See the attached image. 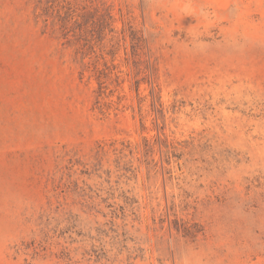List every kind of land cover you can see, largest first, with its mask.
Returning <instances> with one entry per match:
<instances>
[{
  "label": "rangeland",
  "instance_id": "374dc122",
  "mask_svg": "<svg viewBox=\"0 0 264 264\" xmlns=\"http://www.w3.org/2000/svg\"><path fill=\"white\" fill-rule=\"evenodd\" d=\"M0 264H264V0H0Z\"/></svg>",
  "mask_w": 264,
  "mask_h": 264
},
{
  "label": "trees",
  "instance_id": "16d2710c",
  "mask_svg": "<svg viewBox=\"0 0 264 264\" xmlns=\"http://www.w3.org/2000/svg\"><path fill=\"white\" fill-rule=\"evenodd\" d=\"M67 16H70V15H67ZM145 141H147L146 139H144ZM112 151H119L121 152V150H118L116 147H113Z\"/></svg>",
  "mask_w": 264,
  "mask_h": 264
}]
</instances>
